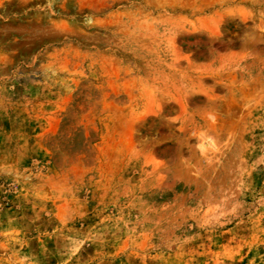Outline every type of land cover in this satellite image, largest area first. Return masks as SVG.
<instances>
[{
  "label": "rangeland",
  "instance_id": "1",
  "mask_svg": "<svg viewBox=\"0 0 264 264\" xmlns=\"http://www.w3.org/2000/svg\"><path fill=\"white\" fill-rule=\"evenodd\" d=\"M0 264H264V0H0Z\"/></svg>",
  "mask_w": 264,
  "mask_h": 264
}]
</instances>
